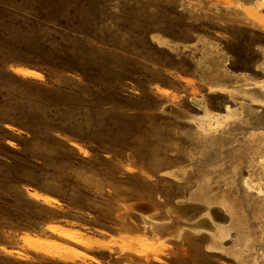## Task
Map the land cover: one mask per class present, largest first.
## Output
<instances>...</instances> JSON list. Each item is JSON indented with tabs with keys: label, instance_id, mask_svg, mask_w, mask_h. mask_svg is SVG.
<instances>
[{
	"label": "rangeland",
	"instance_id": "374dc122",
	"mask_svg": "<svg viewBox=\"0 0 264 264\" xmlns=\"http://www.w3.org/2000/svg\"><path fill=\"white\" fill-rule=\"evenodd\" d=\"M0 264H264V0H0Z\"/></svg>",
	"mask_w": 264,
	"mask_h": 264
}]
</instances>
